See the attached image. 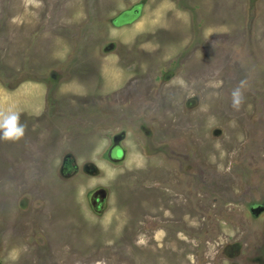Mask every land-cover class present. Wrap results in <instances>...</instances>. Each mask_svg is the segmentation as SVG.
<instances>
[{"label":"rangeland","instance_id":"rangeland-1","mask_svg":"<svg viewBox=\"0 0 264 264\" xmlns=\"http://www.w3.org/2000/svg\"><path fill=\"white\" fill-rule=\"evenodd\" d=\"M8 109L0 264H264V0H0Z\"/></svg>","mask_w":264,"mask_h":264},{"label":"clouds","instance_id":"clouds-1","mask_svg":"<svg viewBox=\"0 0 264 264\" xmlns=\"http://www.w3.org/2000/svg\"><path fill=\"white\" fill-rule=\"evenodd\" d=\"M232 105L239 108L243 101V93L240 87L235 88L232 93ZM25 134V125L20 121L18 111L8 109L0 112V140L16 141Z\"/></svg>","mask_w":264,"mask_h":264},{"label":"water","instance_id":"water-1","mask_svg":"<svg viewBox=\"0 0 264 264\" xmlns=\"http://www.w3.org/2000/svg\"><path fill=\"white\" fill-rule=\"evenodd\" d=\"M94 169H95V167L92 166V165H88V166H87V170H88V171H90V170L92 171V170H94Z\"/></svg>","mask_w":264,"mask_h":264},{"label":"trees","instance_id":"trees-1","mask_svg":"<svg viewBox=\"0 0 264 264\" xmlns=\"http://www.w3.org/2000/svg\"><path fill=\"white\" fill-rule=\"evenodd\" d=\"M114 20H116V18Z\"/></svg>","mask_w":264,"mask_h":264}]
</instances>
